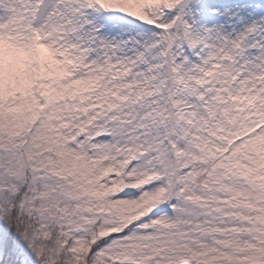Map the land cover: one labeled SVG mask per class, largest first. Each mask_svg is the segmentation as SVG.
Listing matches in <instances>:
<instances>
[{
    "label": "snow or ice",
    "instance_id": "snow-or-ice-1",
    "mask_svg": "<svg viewBox=\"0 0 264 264\" xmlns=\"http://www.w3.org/2000/svg\"><path fill=\"white\" fill-rule=\"evenodd\" d=\"M0 264H264V0H0Z\"/></svg>",
    "mask_w": 264,
    "mask_h": 264
}]
</instances>
